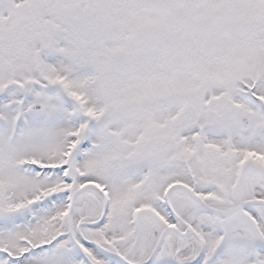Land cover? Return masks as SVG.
<instances>
[{
    "label": "snow or ice",
    "instance_id": "6c2138e0",
    "mask_svg": "<svg viewBox=\"0 0 264 264\" xmlns=\"http://www.w3.org/2000/svg\"><path fill=\"white\" fill-rule=\"evenodd\" d=\"M0 264H264V0H0Z\"/></svg>",
    "mask_w": 264,
    "mask_h": 264
}]
</instances>
